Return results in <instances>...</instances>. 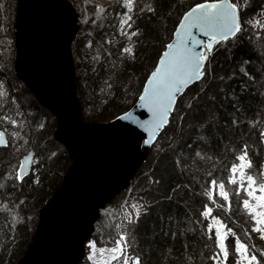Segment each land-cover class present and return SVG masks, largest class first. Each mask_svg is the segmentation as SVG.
<instances>
[{
  "label": "trees",
  "instance_id": "1",
  "mask_svg": "<svg viewBox=\"0 0 264 264\" xmlns=\"http://www.w3.org/2000/svg\"><path fill=\"white\" fill-rule=\"evenodd\" d=\"M69 1L78 11L80 23H86L81 26L72 51L76 93L82 99L81 114L89 122L112 120L135 104L183 13L203 2L134 0L133 28L124 31H134L136 35L129 36L120 29L119 21L126 11L121 0ZM240 3L243 33H238L227 47L214 46L211 63H206L210 73L207 80H201L180 98L169 126L152 147L135 180L101 211L91 239L98 247L114 246L121 232L126 231L129 255L140 256L142 264H215L210 258L217 251L214 235L208 239L210 219L201 215L207 205L212 209L210 216L220 217L226 228L231 227L243 241L255 246L251 250L258 260H264L260 256L264 240L251 232V222L242 208L243 189L237 193V185L228 183L231 165L239 163L236 157L245 144L249 145L253 171L259 173L264 162V142L259 135L264 131V0H248V6H243V0ZM97 5L103 11L97 13ZM16 12L17 0H0V130L8 136V146L0 148V264L18 263L31 241L38 209L44 202L36 196L32 198V192L57 164L69 159L66 152L58 150L42 160L43 173L39 162L25 181L14 179V166H18L21 151L46 156L42 152L43 141L55 142L53 130L43 134L46 137H31L22 143L20 151L12 149L11 120L29 119V136L32 123L38 126L21 93H27L34 104L36 100L14 71ZM249 20L259 23L249 24ZM125 47L133 49L134 58L123 52ZM97 54L99 61H94L92 57ZM241 67L250 75L245 76ZM36 108L38 115L50 117L44 107ZM5 116L7 120L3 119ZM47 123L52 125L53 121L48 119ZM184 152L189 157H184ZM192 166L199 172L193 171ZM212 180L217 186L212 189L210 200L206 193ZM220 182L229 192L227 204L218 194ZM45 189L46 197L55 190L51 185ZM137 210V223L128 225L127 218L131 215L136 219ZM229 242L225 264H234L231 234L226 243Z\"/></svg>",
  "mask_w": 264,
  "mask_h": 264
},
{
  "label": "water",
  "instance_id": "2",
  "mask_svg": "<svg viewBox=\"0 0 264 264\" xmlns=\"http://www.w3.org/2000/svg\"><path fill=\"white\" fill-rule=\"evenodd\" d=\"M78 22L79 13L69 0H17L16 77L58 118L54 138L65 146L71 161L60 186L39 210L37 228L17 264H79L85 260L101 211L130 187L188 90L177 93L169 124L155 132V139L140 127L151 119V113L141 106L140 95L128 111L110 121L84 120L72 51ZM193 32L198 39H206ZM125 113L128 119L123 118ZM26 155L32 160L21 181L34 167V151Z\"/></svg>",
  "mask_w": 264,
  "mask_h": 264
},
{
  "label": "snow or ice",
  "instance_id": "3",
  "mask_svg": "<svg viewBox=\"0 0 264 264\" xmlns=\"http://www.w3.org/2000/svg\"><path fill=\"white\" fill-rule=\"evenodd\" d=\"M126 11L123 13L124 18L119 21L120 29L123 35L134 36L136 32H125L124 30L132 29L134 0H121ZM243 6H248V0H243ZM97 13L103 11L99 5L96 6ZM149 11L153 9L149 8ZM242 4L240 0H203L196 3L188 11L183 13L178 26L175 28V39L166 45L163 54L159 57L158 63L148 74L146 82L143 85V92L140 94V102L143 108L151 113V119L140 124L149 134L150 139H155V132L163 129L169 124V113L176 104L177 93L189 89L201 80H207L208 69L206 61L210 64L211 54L216 50L214 46L220 45L227 47V43L237 39L238 33H243L241 20ZM249 24L259 23L258 21H247ZM264 28V24H261ZM202 34L206 39H198L195 33ZM201 46V50H197ZM123 52L129 55L133 54L131 47L123 48ZM94 61H99V54L93 56ZM240 71L249 76L250 73L245 67ZM223 80V77H219ZM109 87H111L109 85ZM190 90V89H189ZM201 92L204 89L200 90ZM3 93L0 92V96ZM195 100L196 97H193ZM191 108L192 104H188ZM124 119L129 118L125 113ZM7 120L8 117H3ZM16 120H11L12 125H16ZM42 127V126H41ZM15 135V134H14ZM261 142H264V131L260 132ZM147 144L148 141L145 140ZM0 146H8L5 139V133L0 132ZM249 145L245 144L240 154L236 157L239 163H233L230 168L231 175L228 177L229 184H235L236 192L240 193L243 189L245 198L242 200V208L251 222V232L264 240V162L260 165L259 173L253 171V161L248 153ZM199 155V153H197ZM32 160L31 155H25L15 167L14 179L21 181L25 175V166ZM7 175V174H6ZM39 183V181H37ZM211 188L207 191L208 198L212 199V189L217 186L215 180L210 181ZM218 194L223 198L225 204L229 201V192L223 182L218 185ZM135 207V206H134ZM212 209L207 205L201 213L204 217L211 215ZM136 219L131 215L127 218L128 225H135L138 221L140 212L137 210ZM214 223L207 225L208 239L215 237V251L210 257L215 264H225L229 258L230 243H226L228 235L234 238V264H264V260H258L257 255L251 249L255 246L243 241L233 231L231 227L225 225L217 218L211 217ZM214 229V232H213ZM126 231H122L111 249H108L109 258L105 264H111L115 261L117 264H142L141 257L138 255H129V241L126 239ZM247 235V233H245ZM249 239H251L249 237ZM89 247L95 253L96 245L89 241ZM105 249H100V253H105ZM260 256L264 257V251H260ZM92 259V256H89Z\"/></svg>",
  "mask_w": 264,
  "mask_h": 264
},
{
  "label": "rangeland",
  "instance_id": "4",
  "mask_svg": "<svg viewBox=\"0 0 264 264\" xmlns=\"http://www.w3.org/2000/svg\"><path fill=\"white\" fill-rule=\"evenodd\" d=\"M79 23V30H80V28H81V26H83V24H86L85 23V21L82 23H80V21L78 22ZM74 56V55H73ZM74 62H75V58H74ZM76 69V68H75ZM26 87V86H25ZM27 88V87H26ZM27 90H28V88H27ZM30 92V91H29ZM31 93V92H30ZM22 94V100H23V103H24V105L27 107V111H28V113L32 116V118H33V121H37V124H38V126H36L35 125V123L33 122L32 123V134H31V136H29V131H30V129L29 128H31V122H30V120L28 119V120H25V118H24V121H18L17 119H15L16 121H17V123H16V125H13L14 126V130H12V137H13V145H12V149L13 150H15V151H20L21 150V148H23V144L22 143H24V142H26L27 140H29L31 137L33 138V139H35V138H40V136H42V137H46V136H43V134L45 135V133H46V135H48V134H51V131H53V137H54V132H55V130H56V125H57V117H55L53 114H52V112L50 111V110H48V112L51 114L50 115V117L49 118H43L42 116H40V115H38V110H37V108H36V106H38V105H40L41 107H43L38 101H37V99L35 98V96L32 94V97H34V99L36 100V102H35V104L33 103V102H31V98H29V96H28V94L27 93H25V92H23V93H21ZM209 94V93H208ZM31 97V96H30ZM78 97V96H77ZM32 100H33V98H32ZM78 101H79V103H80V106H81V108H82V99H81V97H78ZM46 109V108H45ZM128 111V110H127ZM126 112V111H125ZM48 119H50V120H52L53 121V123H52V125H50V124H48L47 122H48ZM110 121V120H109ZM27 122H29V123H27ZM100 122H102V121H100ZM19 127V128H17L16 129V127ZM42 126V127H41ZM15 134V135H14ZM29 136V137H28ZM8 137V136H7ZM9 139V138H8ZM8 141V140H7ZM54 141L55 142H45V141H43L45 144H44V150L42 151L43 152V154L45 153L46 154V156L45 155H42V154H40V156H36V154H35V158H34V167H33V171H32V173L34 172V170H35V167H36V165H38L39 164V162H41V166H40V168H41V171H42V173H43V171H44V169H45V166H44V164H43V162L46 160V158H50L51 157V155L53 154V153H56L58 150L60 151V150H63L64 152H66L67 153V150H66V148H65V146L63 145V144H61V143H59L55 138H54ZM41 142V141H40ZM46 145V146H45ZM151 151V150H150ZM25 152H28V151H21L20 152V155H21V158L23 157V156H25L26 154H25ZM149 154H150V152H149ZM19 155V156H20ZM49 155V156H48ZM67 155H68V153H67ZM184 157H189V153L188 152H184ZM68 157H69V155H68ZM20 158V157H19ZM20 158V159H21ZM48 158V159H49ZM42 160H43V162H42ZM20 161V160H19ZM147 162V161H146ZM70 163H71V161H70V159H68L67 161H65V162H61L60 164H57L55 167H54V169H53V171H52V173L51 174H48V176H45V177H43L45 180L42 182L41 181V183L40 184H38L37 185V188L36 189H34V191L32 192V198L33 197H37L39 200H40V202H41V200H44V202H43V205L46 203V201L50 198V196L52 195V193L60 186V184H61V182H62V180H63V176L65 175V173L67 172V170H68V168H69V166H70ZM145 165V164H144ZM189 165H192V164H189ZM44 168V169H43ZM64 169H66V171H62V170H64ZM191 169H193V166L191 167ZM193 171H198L199 172V169H193ZM62 172V173H61ZM32 173L27 177V178H29L31 175H32ZM137 176V175H136ZM26 178V179H27ZM136 178V177H135ZM25 179V180H26ZM25 180H23V181H25ZM135 180V179H134ZM133 180V181H134ZM132 181V182H133ZM48 185H51L55 190L53 191H51L50 192V194L48 195V197H46V192H45V188H46V186H48ZM120 195V194H119ZM118 195V196H119ZM118 196H116V197H118ZM43 205H42V207H43ZM42 207H40L39 209H38V221H37V223H36V227H35V230H36V228H37V225H38V222H39V210L42 208ZM212 216H209V219H210V223H214V221L212 220V218H211ZM221 222H222V219L220 218V217H217ZM224 224V223H223ZM225 225V224H224ZM226 227V226H225ZM34 230V231H35ZM90 241H92V242H94L93 240H90ZM95 243V242H94ZM95 245H96V243H95ZM113 247V246H112ZM112 247H98L97 245H96V248H95V253L93 254V251L90 249V247H89V242H88V244H87V252H86V257H85V260L83 261V262H81V263H79V264H105V262H106V260H108V258H109V253H108V249H111ZM105 249L106 251H105V253H103V254H101L100 253V249ZM26 249H27V247H26ZM23 255V254H22ZM92 256V259H89V256ZM22 257V256H21ZM111 264H117V262H115V261H113V262H111Z\"/></svg>",
  "mask_w": 264,
  "mask_h": 264
}]
</instances>
